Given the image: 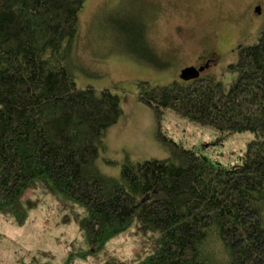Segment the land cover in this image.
I'll return each mask as SVG.
<instances>
[{"label": "trees", "instance_id": "1", "mask_svg": "<svg viewBox=\"0 0 264 264\" xmlns=\"http://www.w3.org/2000/svg\"><path fill=\"white\" fill-rule=\"evenodd\" d=\"M86 1L0 0V214L24 227L53 197L62 222L83 236L64 264L98 260L123 235L147 253L99 264H264V35L237 50L230 83L141 84L137 96L158 121L171 112L226 136L253 134L235 166L158 130L168 159L129 162L120 178L93 176L122 101L79 89L67 62Z\"/></svg>", "mask_w": 264, "mask_h": 264}, {"label": "rangeland", "instance_id": "2", "mask_svg": "<svg viewBox=\"0 0 264 264\" xmlns=\"http://www.w3.org/2000/svg\"><path fill=\"white\" fill-rule=\"evenodd\" d=\"M263 35L264 0H87L67 62L79 89L109 90L122 101V116L106 133L104 149L88 172L120 178L129 162L168 159L170 150L157 139L158 130L213 163L235 166L253 134L226 136L171 112L158 121L137 96L141 84L182 83L181 72L198 66L211 48L218 60L203 77L230 83L234 75L226 71L237 61V50ZM32 196L29 192L25 200ZM42 201L24 227L0 214V264H64L74 247L82 248L78 226L62 222L67 213L51 196ZM146 253L141 239L123 235L107 245L100 259L74 264L132 260Z\"/></svg>", "mask_w": 264, "mask_h": 264}, {"label": "flooded vegetation", "instance_id": "3", "mask_svg": "<svg viewBox=\"0 0 264 264\" xmlns=\"http://www.w3.org/2000/svg\"><path fill=\"white\" fill-rule=\"evenodd\" d=\"M258 8L261 10V13H262L261 7H258ZM217 60H218V54H217V52L215 50H213V48H211L210 50H207L206 52L203 53V55L200 57L199 65L194 67L197 70H199L200 68L208 67L207 69H205L204 72H202L200 74V78H202L203 75L205 73H207L210 70L211 67L216 65Z\"/></svg>", "mask_w": 264, "mask_h": 264}, {"label": "water", "instance_id": "4", "mask_svg": "<svg viewBox=\"0 0 264 264\" xmlns=\"http://www.w3.org/2000/svg\"><path fill=\"white\" fill-rule=\"evenodd\" d=\"M261 13V10L259 8L256 9V14L257 15H260ZM208 67H205V68H200L199 70H197L196 68L194 67H189V68H186L184 69L182 72H181V75H180V79L183 81V82H191V81H194V80H198L200 78V74L202 72L205 71V69H207Z\"/></svg>", "mask_w": 264, "mask_h": 264}]
</instances>
